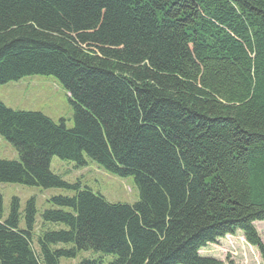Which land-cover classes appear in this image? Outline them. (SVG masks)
Masks as SVG:
<instances>
[{"label": "trees", "instance_id": "1", "mask_svg": "<svg viewBox=\"0 0 264 264\" xmlns=\"http://www.w3.org/2000/svg\"><path fill=\"white\" fill-rule=\"evenodd\" d=\"M36 75L74 126L0 101L18 153L0 183L75 195L37 234L35 201L5 216L0 195V264H232L201 251L239 234L264 262V0H0V86ZM54 157L132 178L139 201L65 182Z\"/></svg>", "mask_w": 264, "mask_h": 264}, {"label": "rangeland", "instance_id": "2", "mask_svg": "<svg viewBox=\"0 0 264 264\" xmlns=\"http://www.w3.org/2000/svg\"><path fill=\"white\" fill-rule=\"evenodd\" d=\"M0 101L11 109L42 113L56 123L63 121L68 128L74 126V107L69 94L53 76L36 75L4 84L0 86ZM0 159L18 160L16 149L1 137ZM50 170L69 184L89 188L102 195L109 203L134 205L139 201V190L132 178L123 179L110 174L92 161H87L85 166H79L75 162L54 157ZM0 195L3 198L5 216L9 214L14 198L19 199L22 211L28 201H35L37 234L42 225L41 214L50 208L49 200L54 196H73L75 191L0 183ZM50 227L62 228L53 225ZM255 227L264 242V223H256ZM201 254L232 264H264L258 250L250 246L242 234L232 236L231 239L223 238L217 244L202 250ZM86 257H94V254L90 251L82 252L76 259H62L61 264H76Z\"/></svg>", "mask_w": 264, "mask_h": 264}]
</instances>
